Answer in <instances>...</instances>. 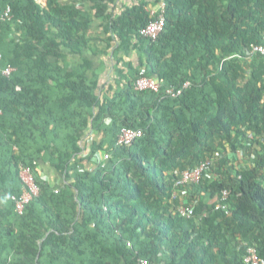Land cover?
I'll return each mask as SVG.
<instances>
[{
  "label": "trees",
  "instance_id": "1",
  "mask_svg": "<svg viewBox=\"0 0 264 264\" xmlns=\"http://www.w3.org/2000/svg\"><path fill=\"white\" fill-rule=\"evenodd\" d=\"M129 2L0 0V264L264 263V0ZM162 2L164 31L140 36ZM124 128L144 135L118 145Z\"/></svg>",
  "mask_w": 264,
  "mask_h": 264
},
{
  "label": "built area",
  "instance_id": "2",
  "mask_svg": "<svg viewBox=\"0 0 264 264\" xmlns=\"http://www.w3.org/2000/svg\"><path fill=\"white\" fill-rule=\"evenodd\" d=\"M38 3L45 7L47 5V0H38ZM166 4L163 2L159 6V12L153 11L152 13L157 14V18L149 23L146 27L142 28L140 30V36L157 40L159 35L164 31L165 25H166ZM12 18V8L10 6H7L6 8H3L0 6V22L10 20ZM260 52L264 55V46L258 47L254 49L253 53ZM15 71L13 68H9L4 72V75L6 77H10L11 74ZM1 72V68H0ZM190 84L186 83L183 86V90L186 88H189ZM136 87L138 90H147L152 91L155 93H159L162 86L161 83L154 78H147V77H141L138 79L136 83ZM182 93V90L176 91L174 88L168 89L167 94L178 96ZM143 131L142 130H135L131 128H124L121 131V134L117 140L118 145L121 146H133L137 143L142 137H143ZM105 159H109V156H105ZM206 167L205 165L201 166L200 169L194 170L192 173H185L184 174V182H198L199 177L205 173ZM22 181L26 187L29 188V190H25L23 192V195L20 199H17L16 197H13V200L16 202V211L17 213L22 214L25 208V205L29 203V201L32 199V195H38L39 194V188L37 187V183L35 182L34 176L30 169H26L22 171L21 174ZM228 198V192L223 193V200H226ZM224 208V206H219L218 209ZM179 215L183 218L190 219L194 216V208L193 206H183L179 208ZM245 262L247 264H260L257 251L254 248H250L248 250V255L245 258ZM139 264H149L147 261L139 260Z\"/></svg>",
  "mask_w": 264,
  "mask_h": 264
},
{
  "label": "clouds",
  "instance_id": "3",
  "mask_svg": "<svg viewBox=\"0 0 264 264\" xmlns=\"http://www.w3.org/2000/svg\"><path fill=\"white\" fill-rule=\"evenodd\" d=\"M163 3V2H162ZM160 5H161V3H160ZM159 5V6H160ZM1 6V5H0ZM159 9V8H158ZM2 22V21H1ZM1 22H0V24H1ZM144 28V27H143ZM152 40V39H151ZM0 59H1V56H0ZM0 68H1V72H0V75H2V76H4V77H6L5 75H4V72L7 70V69H9L10 67H8V68H6V69H3L2 68V66L0 65ZM14 69V68H13ZM15 72V71H14ZM148 78V77H147ZM155 79V78H154ZM158 80V79H157ZM159 81V80H158ZM160 82V81H159ZM161 83V82H160ZM161 86H162V83H161ZM135 145V144H134ZM107 160H109V159H107ZM203 166V165H202ZM185 174V173H184ZM184 174H182L183 176H184ZM180 183H182V181L180 182ZM224 192H228V191H224ZM223 192V193H224ZM174 193H177V191L175 190L174 191ZM228 197H229V192H228ZM173 198H175V195L173 196ZM228 199V198H227ZM211 203H219L218 204V206H217V210H219L218 209V207L219 206H224V208H220V209H227V206L226 205H224L223 204V197L221 198V197H219V196H217V197H215L213 200H211L210 201ZM183 206H188V205H182V206H179L178 208H177V213H178V215H179V208H181V207H183ZM180 216V215H179ZM195 217H196V213H195V209H194V216L192 217V218H190V219H187V218H183V217H181L180 216V218H182V219H185V220H192V219H195ZM129 247H131V244H129ZM250 248H254L256 251H257V249L255 248V247H248L247 248V251H246V254H245V256H244V264H247L246 262H245V258L247 257V255H248V250L250 249ZM257 255H258V259H259V262H260V264H264L263 262H262V260L260 259V256H259V253H258V251H257ZM139 260H144V261H147L146 259H143V258H137V264H139ZM148 262V261H147ZM149 263V262H148Z\"/></svg>",
  "mask_w": 264,
  "mask_h": 264
},
{
  "label": "crops",
  "instance_id": "4",
  "mask_svg": "<svg viewBox=\"0 0 264 264\" xmlns=\"http://www.w3.org/2000/svg\"><path fill=\"white\" fill-rule=\"evenodd\" d=\"M142 1H145V0H142ZM148 1H150L151 3H154L156 0H148ZM130 4H131V2H129V0H115V3L113 4V6H111L112 8H110L111 10H117V14H119L118 12L121 10V8L123 7V6H130ZM157 5L158 4H156V3H154V8H156L157 7ZM97 62H100V59H95ZM91 139H92V141L90 142L91 144L93 143V141H94V138L93 137H91ZM90 144V145H91ZM254 147H255V145H254ZM102 158L101 157H99V160H101ZM52 167H48V166H43V167H40V176H47L48 178H49V176H48V174L50 175V178L51 177H53L55 174L56 175H58V173L57 172H53L52 171ZM55 177V176H54ZM57 180H59L58 179V177L56 178Z\"/></svg>",
  "mask_w": 264,
  "mask_h": 264
},
{
  "label": "rangeland",
  "instance_id": "5",
  "mask_svg": "<svg viewBox=\"0 0 264 264\" xmlns=\"http://www.w3.org/2000/svg\"><path fill=\"white\" fill-rule=\"evenodd\" d=\"M134 150H136V147H134Z\"/></svg>",
  "mask_w": 264,
  "mask_h": 264
}]
</instances>
